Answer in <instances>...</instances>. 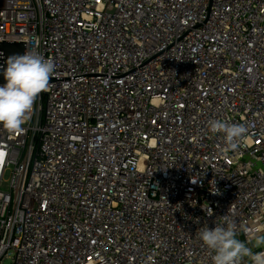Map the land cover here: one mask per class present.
Listing matches in <instances>:
<instances>
[{
	"label": "built area",
	"instance_id": "obj_1",
	"mask_svg": "<svg viewBox=\"0 0 264 264\" xmlns=\"http://www.w3.org/2000/svg\"><path fill=\"white\" fill-rule=\"evenodd\" d=\"M3 41L57 70L0 125V264H212L226 214L264 251V0H0Z\"/></svg>",
	"mask_w": 264,
	"mask_h": 264
},
{
	"label": "clouds",
	"instance_id": "obj_2",
	"mask_svg": "<svg viewBox=\"0 0 264 264\" xmlns=\"http://www.w3.org/2000/svg\"><path fill=\"white\" fill-rule=\"evenodd\" d=\"M3 69L5 84L0 85V125L9 133L22 130L35 99L47 91L50 78L56 72V64L38 52L27 47L25 54L10 56ZM213 134H222L225 151L237 150L248 133L243 124L213 119L208 124ZM224 224L214 228L208 226L199 230L203 245L214 253L212 264H264V251L253 252L244 241L237 238L236 225L228 215L223 216ZM254 245L264 248V234L253 232Z\"/></svg>",
	"mask_w": 264,
	"mask_h": 264
},
{
	"label": "water",
	"instance_id": "obj_3",
	"mask_svg": "<svg viewBox=\"0 0 264 264\" xmlns=\"http://www.w3.org/2000/svg\"><path fill=\"white\" fill-rule=\"evenodd\" d=\"M25 52L26 43L8 41H3V43H0V85L6 83L3 76V69L7 66V59L13 55H23Z\"/></svg>",
	"mask_w": 264,
	"mask_h": 264
},
{
	"label": "rangeland",
	"instance_id": "obj_4",
	"mask_svg": "<svg viewBox=\"0 0 264 264\" xmlns=\"http://www.w3.org/2000/svg\"><path fill=\"white\" fill-rule=\"evenodd\" d=\"M3 264H12V259L8 258V259L4 260Z\"/></svg>",
	"mask_w": 264,
	"mask_h": 264
},
{
	"label": "crops",
	"instance_id": "obj_5",
	"mask_svg": "<svg viewBox=\"0 0 264 264\" xmlns=\"http://www.w3.org/2000/svg\"><path fill=\"white\" fill-rule=\"evenodd\" d=\"M254 247H255V245H254ZM256 249H259V248H257V247H255Z\"/></svg>",
	"mask_w": 264,
	"mask_h": 264
}]
</instances>
